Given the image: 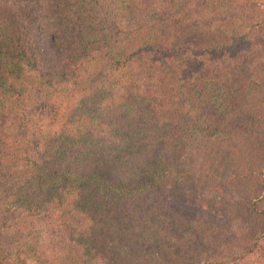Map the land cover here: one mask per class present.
<instances>
[{"label": "trees", "instance_id": "16d2710c", "mask_svg": "<svg viewBox=\"0 0 264 264\" xmlns=\"http://www.w3.org/2000/svg\"><path fill=\"white\" fill-rule=\"evenodd\" d=\"M0 264H264V0H0Z\"/></svg>", "mask_w": 264, "mask_h": 264}]
</instances>
